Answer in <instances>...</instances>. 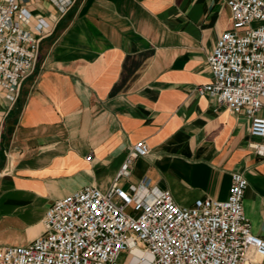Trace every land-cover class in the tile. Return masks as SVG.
<instances>
[{"label": "crops", "instance_id": "crops-1", "mask_svg": "<svg viewBox=\"0 0 264 264\" xmlns=\"http://www.w3.org/2000/svg\"><path fill=\"white\" fill-rule=\"evenodd\" d=\"M22 26L46 27L32 73L14 100L0 87V245L39 236L50 204L85 185L109 190L142 176L181 206L223 200L231 174L247 180L243 209L264 239V156L249 119L197 91L211 80L207 57L233 27L223 0H28ZM91 155L88 159L87 156Z\"/></svg>", "mask_w": 264, "mask_h": 264}, {"label": "built area", "instance_id": "built-area-1", "mask_svg": "<svg viewBox=\"0 0 264 264\" xmlns=\"http://www.w3.org/2000/svg\"><path fill=\"white\" fill-rule=\"evenodd\" d=\"M26 1L0 0V87L10 100L34 70L46 27L42 19L35 31L22 26L30 18ZM53 1L62 11L74 2ZM223 1L233 27L217 38L207 57L211 80L197 91L245 112L256 138L250 147L264 156V0ZM148 152L144 140L132 144L109 190L85 185L54 200L39 236L25 245H0V264H264V239L251 232L243 209L242 173L231 174L225 199L181 206L146 175L127 189L119 185L132 160Z\"/></svg>", "mask_w": 264, "mask_h": 264}, {"label": "rangeland", "instance_id": "rangeland-1", "mask_svg": "<svg viewBox=\"0 0 264 264\" xmlns=\"http://www.w3.org/2000/svg\"><path fill=\"white\" fill-rule=\"evenodd\" d=\"M260 23H261V22H253V23H252V26H253V27H256V26H258ZM123 258H124V255L122 254V255L119 257V260L122 261Z\"/></svg>", "mask_w": 264, "mask_h": 264}]
</instances>
